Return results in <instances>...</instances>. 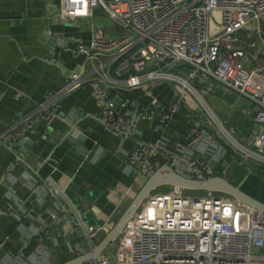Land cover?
I'll return each instance as SVG.
<instances>
[{"label":"built area","instance_id":"1","mask_svg":"<svg viewBox=\"0 0 264 264\" xmlns=\"http://www.w3.org/2000/svg\"><path fill=\"white\" fill-rule=\"evenodd\" d=\"M55 8L51 19L88 20L84 42L59 39L47 30L42 39L50 44L60 40L63 51L81 56V69L18 114L0 135L1 142L10 147L27 142L28 132L38 123L47 128L58 117L62 97L81 86L88 87L97 105L101 127L113 135L126 134L135 101L126 94H111V89L140 88L150 95L154 85L162 84L168 101L151 96L143 117L153 130L167 133L171 117L183 108L188 123L174 138L173 150L167 149L168 138L162 134L133 144L123 158L133 179L144 181L159 154L175 173L197 180L217 175L231 153L241 155L243 166L252 162L264 167V74L255 65L256 59L264 60V0H56ZM95 8L111 19L112 27L92 24ZM227 90L249 101L244 133L226 128L204 100L214 94L227 96ZM165 186L150 190L122 223L114 244L111 240L106 245L113 251V264H264V213L224 192L186 194L184 188ZM56 192L63 196L60 187ZM58 206L49 214L52 220ZM68 206L69 229L75 216L89 251L105 232L104 223L86 224ZM28 241L34 243L28 253L18 251L4 264H48L40 228L31 225ZM77 264L109 261L100 253L98 262Z\"/></svg>","mask_w":264,"mask_h":264},{"label":"crops","instance_id":"2","mask_svg":"<svg viewBox=\"0 0 264 264\" xmlns=\"http://www.w3.org/2000/svg\"><path fill=\"white\" fill-rule=\"evenodd\" d=\"M55 7L56 0H0V135L18 114L40 101L46 91L62 86L66 75L81 69V56L63 51L60 40L50 44L42 39L47 30L59 39L84 42L89 36L85 24L88 20L72 19L63 24L49 18ZM93 12V16L102 15L97 8ZM260 30L264 37V15L260 19ZM256 64L264 66V60L258 58ZM113 89L111 94L119 97L126 94L130 101H135L136 113L126 134L113 135L101 127L97 105L88 87L81 86L62 97L59 114L69 117L71 111L81 114H75V129L85 136L82 142L85 152L78 154L66 142L59 141L66 127L64 118L59 117L50 120L48 131L40 123L35 125L38 127L28 132L25 145L19 143L10 147L0 141V264L18 251L25 255L33 248L34 243L28 241L31 225L40 228L48 264H62L85 254L88 248L80 245L82 230L75 225L76 217L70 231L49 190L54 191L53 195L66 206L69 215L68 204L80 221L93 225L104 223L106 232L144 182L133 179L128 173L123 163L126 152L135 142L149 141L158 134L168 138L167 149L173 150L174 138L188 123L184 109L171 117L167 133L153 130L141 113L151 96L168 101L165 86L154 85L150 95L142 94L140 88ZM17 90L21 94H16ZM152 163L155 169L165 160L159 154L153 157ZM243 167L239 160H229L218 168L217 175L233 183ZM253 167L254 174L263 177L264 167L256 164ZM58 187L63 191L62 197L56 194ZM126 188L129 192L121 197L119 193ZM56 206L57 218L52 220L49 214ZM105 232L99 233L97 238Z\"/></svg>","mask_w":264,"mask_h":264},{"label":"water","instance_id":"3","mask_svg":"<svg viewBox=\"0 0 264 264\" xmlns=\"http://www.w3.org/2000/svg\"><path fill=\"white\" fill-rule=\"evenodd\" d=\"M62 23L67 24L68 22L63 21ZM71 113L72 114H70V117L68 115H61V113L58 114V117L61 119L64 118V121L66 123L64 131L59 135V141L66 142L74 151H76V153L81 154L86 150L82 148V142L84 141L85 136L79 133L77 129H75V121L77 119L75 118V114L77 116H81V114L75 111H71ZM48 130L49 129L46 128V131ZM20 143L21 145L26 144L25 142ZM250 172L251 171L248 170L238 183L233 184L219 175H214L205 178L204 180L183 177L175 173L166 163H164L155 168L153 172L144 180L139 190L136 192L121 216L104 233V235L95 244L92 245L89 251L62 264L86 263L90 259H94L98 262L100 259L101 251L111 240H113L117 236L122 223L126 220L127 217L132 214L139 202L147 196L148 192L159 185H173L190 190H215L224 192L232 196L239 202L249 206L250 208L264 213V203L254 197H251L240 189L241 183ZM49 192L52 194L54 199L57 200L60 206V213H62L61 219L68 224L71 215L67 213L66 206L62 205L60 201L53 195L52 189H50Z\"/></svg>","mask_w":264,"mask_h":264},{"label":"rangeland","instance_id":"4","mask_svg":"<svg viewBox=\"0 0 264 264\" xmlns=\"http://www.w3.org/2000/svg\"><path fill=\"white\" fill-rule=\"evenodd\" d=\"M70 23V22H69ZM88 22L85 24L87 25ZM98 23L102 27L106 26L107 27H112L113 23L110 18H108L105 15H94L92 18V24ZM105 28V27H104ZM259 71L264 73V66L261 65V67L257 68ZM227 96H220L218 94L210 95L204 97L205 102L210 106L211 110L215 114L216 118L221 121L226 128H236L238 133H244L248 127V121H249V115L247 114V111L250 110L249 101L242 97L238 96L236 93H234L231 90L226 91ZM209 97H211L209 99ZM212 101V102H211ZM237 134V133H236ZM241 155L238 153H231V157L227 161L235 160L238 161L240 159ZM255 167V166H254ZM254 167L252 165V162L247 163L243 169L240 171L242 173H239L238 175H235V181L233 184L238 183L241 180V177L245 175L247 170H250L252 173H254ZM256 171V170H255ZM263 182H264V170H263V177H259ZM166 186L165 185H159L152 189L151 192L155 191H160V190H165ZM186 194H200L201 191L199 190H190L186 189L185 190ZM258 197L260 198V201L264 203V191L261 192ZM113 239V244L114 240ZM99 238L97 239V241ZM80 245L82 247L86 246V244L82 241H80ZM111 247L106 246L103 251H101L102 255L107 254V259L109 261V264H113V251H110ZM110 251V253H109ZM109 253V254H108Z\"/></svg>","mask_w":264,"mask_h":264},{"label":"trees","instance_id":"5","mask_svg":"<svg viewBox=\"0 0 264 264\" xmlns=\"http://www.w3.org/2000/svg\"><path fill=\"white\" fill-rule=\"evenodd\" d=\"M240 189L260 201L258 195L264 191V182L254 173L250 172L241 183Z\"/></svg>","mask_w":264,"mask_h":264}]
</instances>
